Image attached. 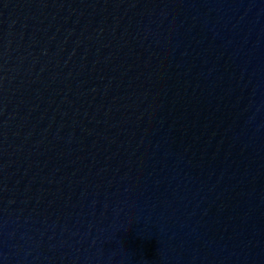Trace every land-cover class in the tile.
<instances>
[{
	"label": "water",
	"instance_id": "1",
	"mask_svg": "<svg viewBox=\"0 0 264 264\" xmlns=\"http://www.w3.org/2000/svg\"><path fill=\"white\" fill-rule=\"evenodd\" d=\"M0 264H264V0H0Z\"/></svg>",
	"mask_w": 264,
	"mask_h": 264
}]
</instances>
